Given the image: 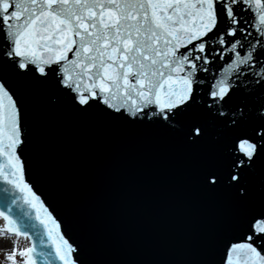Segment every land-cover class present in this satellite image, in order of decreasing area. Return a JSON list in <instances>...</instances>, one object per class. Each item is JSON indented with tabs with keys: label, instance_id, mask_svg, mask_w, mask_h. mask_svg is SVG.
<instances>
[{
	"label": "snow or ice",
	"instance_id": "6c2138e0",
	"mask_svg": "<svg viewBox=\"0 0 264 264\" xmlns=\"http://www.w3.org/2000/svg\"><path fill=\"white\" fill-rule=\"evenodd\" d=\"M80 132L182 157L166 258L85 190ZM0 184L7 264H264V0H0Z\"/></svg>",
	"mask_w": 264,
	"mask_h": 264
},
{
	"label": "water",
	"instance_id": "95a60500",
	"mask_svg": "<svg viewBox=\"0 0 264 264\" xmlns=\"http://www.w3.org/2000/svg\"><path fill=\"white\" fill-rule=\"evenodd\" d=\"M111 136L80 132L69 146V154L92 169L83 179L84 188L119 227L141 241L138 258H166L171 238L195 207L182 157L171 145L113 142ZM3 197L0 191V205Z\"/></svg>",
	"mask_w": 264,
	"mask_h": 264
},
{
	"label": "rangeland",
	"instance_id": "374dc122",
	"mask_svg": "<svg viewBox=\"0 0 264 264\" xmlns=\"http://www.w3.org/2000/svg\"><path fill=\"white\" fill-rule=\"evenodd\" d=\"M4 239H7L10 243H12V239H10V238H4ZM20 243L22 246H23V244H25L22 239H21ZM11 247H12V244H10V245L4 244L3 247H0V264H7V262L4 260V251H10Z\"/></svg>",
	"mask_w": 264,
	"mask_h": 264
},
{
	"label": "bare ground",
	"instance_id": "6f19581e",
	"mask_svg": "<svg viewBox=\"0 0 264 264\" xmlns=\"http://www.w3.org/2000/svg\"><path fill=\"white\" fill-rule=\"evenodd\" d=\"M0 247H3L4 246V244H8V245H10V244H12V243H10L7 239H4V238H0ZM24 243H26V242H24ZM24 245V244H23Z\"/></svg>",
	"mask_w": 264,
	"mask_h": 264
}]
</instances>
